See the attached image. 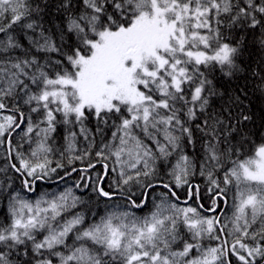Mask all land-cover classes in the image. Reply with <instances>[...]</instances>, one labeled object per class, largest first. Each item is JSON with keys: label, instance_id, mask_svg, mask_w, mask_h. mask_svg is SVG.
<instances>
[{"label": "snow or ice", "instance_id": "6c2138e0", "mask_svg": "<svg viewBox=\"0 0 264 264\" xmlns=\"http://www.w3.org/2000/svg\"><path fill=\"white\" fill-rule=\"evenodd\" d=\"M0 264H264V0H0Z\"/></svg>", "mask_w": 264, "mask_h": 264}, {"label": "trees", "instance_id": "16d2710c", "mask_svg": "<svg viewBox=\"0 0 264 264\" xmlns=\"http://www.w3.org/2000/svg\"><path fill=\"white\" fill-rule=\"evenodd\" d=\"M256 103H257V106H259L260 101H256ZM70 183H71V181H69V184H70ZM64 186H65V185H64L63 183H61V184L59 185V188L62 189ZM43 187H44V188H49V187H50L51 190H58L57 187H56V185H51V186L44 185ZM103 210H104V206H103V204H101L100 207H99V209H97V211L103 212Z\"/></svg>", "mask_w": 264, "mask_h": 264}]
</instances>
